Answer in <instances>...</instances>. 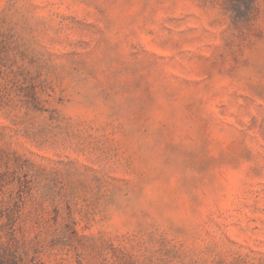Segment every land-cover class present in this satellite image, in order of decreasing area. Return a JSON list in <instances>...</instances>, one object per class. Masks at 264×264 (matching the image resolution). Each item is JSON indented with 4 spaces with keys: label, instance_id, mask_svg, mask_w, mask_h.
Listing matches in <instances>:
<instances>
[{
    "label": "rangeland",
    "instance_id": "374dc122",
    "mask_svg": "<svg viewBox=\"0 0 264 264\" xmlns=\"http://www.w3.org/2000/svg\"><path fill=\"white\" fill-rule=\"evenodd\" d=\"M0 264H264V0H0Z\"/></svg>",
    "mask_w": 264,
    "mask_h": 264
}]
</instances>
